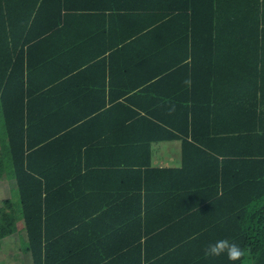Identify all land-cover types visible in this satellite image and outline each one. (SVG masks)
Here are the masks:
<instances>
[{"label": "trees", "instance_id": "16d2710c", "mask_svg": "<svg viewBox=\"0 0 264 264\" xmlns=\"http://www.w3.org/2000/svg\"><path fill=\"white\" fill-rule=\"evenodd\" d=\"M93 1L0 0V181L13 168L18 189V206L15 196L0 205V244L17 232L22 218L26 238H20L19 250L30 253L32 264H264V0L104 5L115 9L110 17L119 18L121 29L114 66L122 77L151 81L132 84L140 89L112 104L131 110L119 121L145 111L135 122L162 130H153L150 139H180L181 163L156 167L138 159L143 139L116 144L118 157H131L112 162L118 163L112 171L119 174V191L100 192L106 200L99 193L87 200L90 207L118 202L121 209L138 208L136 225L134 220L118 227L112 256H82L83 242H67L78 236L79 226L52 225V218L68 212L52 209L50 189L59 191L67 174L52 182L48 177L49 162L38 149L47 147L55 131L40 135L51 120L35 114L37 100L43 87L62 90L84 73L88 59L73 54L82 23L73 16L79 12L96 20ZM78 111L72 109L74 122L68 123H74L68 133L77 136L89 122L77 121ZM110 143L107 152L113 150ZM95 213L76 212L70 219L86 224ZM64 228L72 230L54 238ZM224 238L246 255L235 262L204 255L208 244Z\"/></svg>", "mask_w": 264, "mask_h": 264}, {"label": "crops", "instance_id": "0c3cea01", "mask_svg": "<svg viewBox=\"0 0 264 264\" xmlns=\"http://www.w3.org/2000/svg\"><path fill=\"white\" fill-rule=\"evenodd\" d=\"M92 3L98 6V8L91 10L95 14L98 13L96 20L91 21L88 15H83V13L80 15L79 12L72 11L74 13L77 12L73 17L79 18L82 23L81 29L76 32L80 33L78 54L75 52L73 54L74 56L76 54L80 59H88L85 68H83L84 66L79 67L80 69L83 68L84 73L80 74L81 77L78 80L75 79L73 82L66 81L62 90L59 87L53 88V84L43 87L42 91L39 92L41 94H39L40 96L37 100L38 112L35 114L46 113L45 119L47 121L51 120V124H48L50 127H46L48 129L45 128L40 135L43 136L55 131L51 135L47 147L38 149L42 154V158L45 157L47 162H49L48 177L50 181L57 180L67 174V178L61 183L62 187L59 191L55 192V187L50 189L54 193L50 196L52 201H49L52 209L68 212L63 217L52 218V225L58 223V227H60L67 226L70 223L73 227L79 226L78 231H75L79 237L75 235L73 238L68 236L67 242L72 243L75 240L76 243L83 242L81 248L86 250L80 253L86 258H107L112 256L111 251L114 249V242H119L117 237L119 236L118 227H121L124 223L129 225L134 220L136 225V220H138V218H135L137 214L134 213V210L138 209L135 205H128L126 209H121L118 202L116 204L104 202L97 205L101 203L98 202L93 207L87 204L89 198L96 196L98 193L100 195L103 194L100 192H110L111 195H114L119 191V174L112 171L118 166L115 165L118 163L112 162L129 160L131 157H118L120 153L116 149L118 147L116 144H122L127 140L143 139L140 143H143L144 149L138 152L139 155H142L138 159H142V161L148 159L150 166L178 167L181 163V141L177 138L150 139L151 135H154L152 133L153 130L155 134L156 132L161 133L162 130L146 122H135L138 116L146 113L142 109L123 123H120V114H129L131 110L121 111L120 108L112 104L124 101L131 92L140 89V85L134 88L131 86L132 84L142 82L144 86H148L151 81H145L140 75L131 76L133 78L126 75L122 77L120 71L114 66L116 64V59L114 58L119 55L115 50L118 46L116 44H118L120 39L121 29H119V18L110 17V14L115 9L112 6L104 7V5L120 2L118 0H94ZM89 16L92 17L93 15ZM116 22L118 26H113ZM94 48H96V51H92ZM143 77L146 78L145 76ZM76 106L77 110H79L76 114L78 117L75 118L77 121L89 118L87 119L89 122L84 134L78 136L77 134L68 133L70 128H72V124H74L69 125L68 123L73 121V116L75 115H72V109ZM50 111L61 112L49 114ZM106 111L108 114H101ZM98 115L100 116L96 117ZM62 126L64 127L60 128ZM60 131L61 133H59ZM104 134H108V137L104 140V143H101L99 140L105 138ZM84 140H87V142L85 143ZM110 141L113 150L107 152V146ZM77 147L80 148V152ZM59 164H61L59 171L57 173L52 172V168L56 169ZM71 164L78 166V170H73ZM65 167L66 170H64ZM9 173L13 177L14 186L2 189L1 194L4 198L15 196L12 200L18 206V189L13 168H8L5 171V177L2 180L4 181L5 178H8L6 175H9ZM55 186L58 185L55 184ZM102 199L106 200L104 194ZM56 204L59 207H54ZM90 209H96L94 214L96 218L94 220L90 221L91 218L89 217L86 220V224H84L81 223L83 220L75 223L70 219V216H75L76 212L80 213ZM139 221L142 224L145 222L144 218ZM23 225V220L20 218L17 221V227L19 228ZM66 228L62 229L54 238L63 234V231L72 230V227ZM21 232L23 233L18 236L19 239L21 237L23 239L26 238L24 230H21ZM25 253L29 256L32 263L30 253Z\"/></svg>", "mask_w": 264, "mask_h": 264}, {"label": "rangeland", "instance_id": "374dc122", "mask_svg": "<svg viewBox=\"0 0 264 264\" xmlns=\"http://www.w3.org/2000/svg\"><path fill=\"white\" fill-rule=\"evenodd\" d=\"M1 120V117H0ZM2 122L0 121V126H2ZM8 178L2 182L0 181V204L2 201L3 195L1 194V190L5 188H11L14 186V181L12 175H6ZM10 176V177H9ZM23 226L19 227L17 232L5 237L1 240L0 244V264H32L29 256L19 250L20 239L19 235L21 230H23ZM21 229V230H20Z\"/></svg>", "mask_w": 264, "mask_h": 264}, {"label": "clouds", "instance_id": "9594fccd", "mask_svg": "<svg viewBox=\"0 0 264 264\" xmlns=\"http://www.w3.org/2000/svg\"><path fill=\"white\" fill-rule=\"evenodd\" d=\"M184 83L190 86L191 81L190 79H186ZM204 255L206 257L226 255L228 260L235 262L241 260L246 255V251L237 243L224 238L208 244L204 249Z\"/></svg>", "mask_w": 264, "mask_h": 264}]
</instances>
